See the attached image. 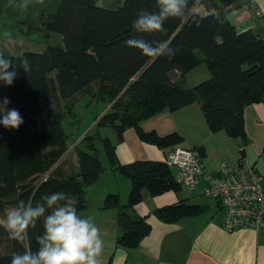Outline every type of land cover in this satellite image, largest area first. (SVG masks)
Masks as SVG:
<instances>
[{"label":"trees","instance_id":"trees-1","mask_svg":"<svg viewBox=\"0 0 264 264\" xmlns=\"http://www.w3.org/2000/svg\"><path fill=\"white\" fill-rule=\"evenodd\" d=\"M237 1L189 0L182 17L165 21L166 32L143 34L133 32L132 21L142 9L158 11L156 0H123L116 8L99 6L96 0H60L56 13L42 18L43 26L59 36V43H47L42 52L4 55L17 76L11 86L0 83V100L6 97L8 108L18 110L24 122L19 129L0 125V218L20 201L35 205L44 195L57 191L66 194L77 212L86 208V187L104 169L97 154L101 142L107 166L130 181L125 204L115 193L103 200L104 208H118L115 243L125 248L138 246L151 228L146 215H136L132 209L141 200L142 190L153 196L168 190L178 192L183 185L176 181L175 167L165 161L119 164L115 148L123 131L135 128L140 140L168 155L181 146L182 135L146 131L141 120L165 108L176 110L199 102L209 131H224L244 147L243 110L248 104L264 103V38L252 30L238 32L229 21L227 14L239 6ZM199 3L205 9L202 13L197 10ZM212 10L215 16L208 15ZM134 36L149 42L166 41L174 51L145 56L125 45ZM201 62L209 71L208 78L184 86L182 78ZM77 94L110 104L94 118L90 131L113 128L114 141L97 132L87 131L77 140L66 133L63 120L74 113ZM70 145L75 161L65 156ZM195 149L203 158L204 147ZM204 208L182 199L155 208L152 214L174 223L199 215ZM42 232L38 221L28 229L25 240L16 241L0 225V264H11L14 253L36 251L35 237Z\"/></svg>","mask_w":264,"mask_h":264},{"label":"crops","instance_id":"crops-1","mask_svg":"<svg viewBox=\"0 0 264 264\" xmlns=\"http://www.w3.org/2000/svg\"><path fill=\"white\" fill-rule=\"evenodd\" d=\"M59 1L43 0V4H40L37 0H31L27 10H21L17 5L22 0H0V53L19 56L25 51L42 52L49 42L59 43V36L52 34L42 24L43 16L56 13ZM115 3L118 4V0ZM237 3L239 6L227 14L229 21L238 32L252 30L264 38V0H238ZM197 10L202 13L205 9L199 3ZM196 68L198 66L182 78L184 86H190V82L185 83L184 80ZM206 72L204 79L209 76ZM109 107L110 104H107L101 114ZM203 119L200 103L193 102L176 110L165 108L141 120L140 126L159 135L177 131L183 137L182 147L203 146V163L209 173H215L220 162L236 163L241 154L240 140L228 136L224 131L210 132ZM243 123L247 144L242 153L262 174L264 188V103L246 105ZM122 136L115 148L119 164L134 160L165 161L167 151L140 140L135 128H126ZM65 156H71L75 161L76 153L72 145ZM103 166L98 180L86 187L87 207L78 211L82 217H91L101 229L104 241L101 264H264V230L244 227L225 231L220 226L222 210L218 202L203 195L202 185L206 179L192 190H168L151 196L143 189L141 200L132 209L136 215H146L150 231L134 248L117 246L118 208H104L103 200L107 194L115 193L121 204H125L130 181L117 169L109 168L107 163ZM182 199L204 205V211L174 223L163 222L152 214L155 208Z\"/></svg>","mask_w":264,"mask_h":264},{"label":"clouds","instance_id":"clouds-1","mask_svg":"<svg viewBox=\"0 0 264 264\" xmlns=\"http://www.w3.org/2000/svg\"><path fill=\"white\" fill-rule=\"evenodd\" d=\"M43 4V0H37ZM31 0H22L17 5L27 10ZM189 0H156L158 11L141 10L132 21L135 33L153 34L166 32L164 23L169 18L182 17ZM208 15L215 16L214 10ZM7 35V33H6ZM125 45L138 49L143 55L152 57L171 55L173 49L166 41L149 42L142 37H131ZM12 69V70H10ZM17 72L10 59L0 53V83L11 86ZM10 101L5 97L0 100V125L6 129H19L23 118L16 109H9ZM42 222L43 232L35 237L38 248L14 253L11 264H101L104 241L101 229L91 217H82L76 207L63 192L44 195L41 202L32 205L20 201L17 206L7 210L0 220L10 239L23 241L28 236V229Z\"/></svg>","mask_w":264,"mask_h":264},{"label":"built area","instance_id":"built-area-1","mask_svg":"<svg viewBox=\"0 0 264 264\" xmlns=\"http://www.w3.org/2000/svg\"><path fill=\"white\" fill-rule=\"evenodd\" d=\"M240 148L245 149V146ZM195 148L177 146L165 157L176 169V181L195 189L203 179V195L219 202L222 210L220 226L225 231L249 227L264 230V188L262 174L247 157L236 163L220 162L215 173H209Z\"/></svg>","mask_w":264,"mask_h":264},{"label":"rangeland","instance_id":"rangeland-1","mask_svg":"<svg viewBox=\"0 0 264 264\" xmlns=\"http://www.w3.org/2000/svg\"><path fill=\"white\" fill-rule=\"evenodd\" d=\"M116 1L117 0H96V3L97 5L102 6V7L116 8L120 4L119 1L121 0H118V4L115 3ZM197 55L200 58L203 57L200 51H197ZM205 71H207L206 73H209L207 67L203 63L199 64L196 70H194L193 72H191L190 74L186 76L184 82L185 83L190 82L189 83L190 86H193L194 84H198L199 82L205 80L204 79L205 77L203 75ZM74 98H75V102H74L75 105L73 108L74 113L70 114L69 117L64 118L65 120H63V127L67 134H70L73 137H77L76 138L77 140L85 132L89 131L92 128V126L94 125V118L98 117L101 114L102 110L105 109L104 107L107 105V103H104L103 101H98V100H90L89 95H83V94H77V96H74ZM47 106H49V103H47ZM72 115H74V117H71ZM90 132H97L100 137H108L111 140H114V137H115L114 129L110 127H106V126L98 127V129H95ZM98 147L99 149L97 151V154L102 164H106L107 163L106 157H105L101 142H98ZM84 149H88V148H84ZM244 151L245 149L239 147V152L241 153L239 157L245 155L244 153H242ZM181 188H187V186L183 185ZM3 218L4 217L0 218V220H3Z\"/></svg>","mask_w":264,"mask_h":264}]
</instances>
